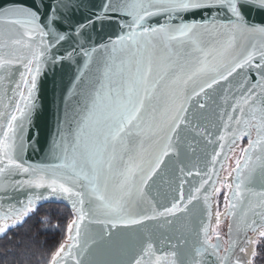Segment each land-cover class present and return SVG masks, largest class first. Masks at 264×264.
Instances as JSON below:
<instances>
[{
    "label": "snow or ice",
    "instance_id": "1",
    "mask_svg": "<svg viewBox=\"0 0 264 264\" xmlns=\"http://www.w3.org/2000/svg\"><path fill=\"white\" fill-rule=\"evenodd\" d=\"M84 6L0 0L5 254L21 264H253L264 241V23L246 13L264 0H102L72 22ZM113 22L92 40L89 30ZM74 56L83 63L61 91L46 162L29 163L39 77ZM49 202L68 214L37 220L63 235L43 249L25 226Z\"/></svg>",
    "mask_w": 264,
    "mask_h": 264
},
{
    "label": "water",
    "instance_id": "2",
    "mask_svg": "<svg viewBox=\"0 0 264 264\" xmlns=\"http://www.w3.org/2000/svg\"><path fill=\"white\" fill-rule=\"evenodd\" d=\"M25 4H30L31 0H23ZM102 0H85V6L80 9H74L67 15L71 17L72 22L83 21L86 22V17L90 15L91 12L97 10ZM93 5L97 7H93ZM247 18L252 23H264V11L253 8L246 13ZM115 22H113V28L104 27L102 28L100 24H97L95 29L89 30V35L93 41L106 40L108 36L114 30ZM61 28H67L66 22H61ZM73 46H75L73 44ZM68 48V45L64 46ZM69 50H71L69 48ZM57 56L64 53V49L61 48L59 52L55 49L53 50ZM83 61L79 56H74L73 60L65 59L62 62L56 63L55 65L49 64L45 71L39 77L38 92H37V102L41 107L38 112L33 117V122L31 125V136H32V146L29 147L26 153V159L29 163H43L46 162V157L49 153V148L51 145V140L53 133L55 132L57 116L62 115V111L58 112L57 105L59 104V97L61 91L71 87V81L74 79L78 67L82 65ZM62 105L60 108L62 109ZM246 145V144H245ZM222 174V172H221ZM44 204V203H43ZM215 196H213L212 203V217L210 221L211 227H213V214L215 209ZM223 211V210H222ZM224 217H222V220ZM260 229L257 231L259 232ZM227 231V223L225 224V231ZM211 235V231H210ZM250 238L254 239L256 234H249ZM225 239L227 237L225 236ZM253 246L249 245L245 252L243 253L244 259H251L250 249Z\"/></svg>",
    "mask_w": 264,
    "mask_h": 264
},
{
    "label": "trees",
    "instance_id": "3",
    "mask_svg": "<svg viewBox=\"0 0 264 264\" xmlns=\"http://www.w3.org/2000/svg\"><path fill=\"white\" fill-rule=\"evenodd\" d=\"M55 204H61L62 203H44L37 216H34L29 222L28 225L25 226V229L30 228L31 230L28 232V237L26 239H31L32 237H35L37 242L39 244L43 245V249H49L54 247L58 241L63 239L62 233L55 231L53 228L52 231L48 232H42L41 230L48 227V225H41L37 223V220L39 218L47 217L52 225H56L57 223H61L63 220V217L65 215V212L63 211H49L50 207ZM65 207V206H64ZM62 224V223H61ZM17 234L10 233L9 235L12 236L13 241L16 239H19L24 234V229H17L15 230ZM7 240H0V264H21L20 261L16 259V257L13 256L12 252L15 250H11L5 254V247L4 245H7ZM10 247V246H9ZM33 261H29L28 264H33Z\"/></svg>",
    "mask_w": 264,
    "mask_h": 264
},
{
    "label": "rangeland",
    "instance_id": "4",
    "mask_svg": "<svg viewBox=\"0 0 264 264\" xmlns=\"http://www.w3.org/2000/svg\"><path fill=\"white\" fill-rule=\"evenodd\" d=\"M243 144L245 145L246 144V141H244L243 142ZM239 146H243V145H239L238 144V147H237V149H236V151L238 152V150H239ZM229 162H232V161H229ZM222 176H221V178H223V176H224V172L222 171V174H221ZM220 202H221V206H222V204H223V196L221 195V197H220ZM51 209H52V211H63V212H65V215H64V217H63V220H62V222L61 223H64V218L67 216V214H68V209H66L63 205H61V204H55V205H53V206H51L50 207V210L49 211H51ZM223 210V208L221 207V211ZM215 211H216V205H215ZM215 224H216V221H215V223L213 224V227H215ZM225 224L226 223H224V224H222L221 225V228H220V231H221V235L222 236H224V231H225ZM61 233V232H60ZM63 236V235H62ZM256 238V237H255ZM256 251H257V256H256V258H255V260H254V262H253V264H264V241H262L261 242V244H260V246L256 249ZM33 264H35V262H33Z\"/></svg>",
    "mask_w": 264,
    "mask_h": 264
},
{
    "label": "bare ground",
    "instance_id": "5",
    "mask_svg": "<svg viewBox=\"0 0 264 264\" xmlns=\"http://www.w3.org/2000/svg\"><path fill=\"white\" fill-rule=\"evenodd\" d=\"M222 176V175H221ZM229 182H230V180H229ZM215 209H214V214H213V224L215 223V221H216V216H215ZM221 219H222V217H221ZM261 230V229H260ZM259 230V231H260ZM256 237V236H255ZM255 239V238H254ZM250 249V253H252V251H253V247H251V248H249Z\"/></svg>",
    "mask_w": 264,
    "mask_h": 264
}]
</instances>
